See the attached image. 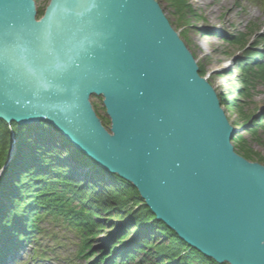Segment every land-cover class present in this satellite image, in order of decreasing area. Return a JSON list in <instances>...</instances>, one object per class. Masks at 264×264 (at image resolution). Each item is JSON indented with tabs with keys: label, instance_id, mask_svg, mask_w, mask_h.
Here are the masks:
<instances>
[{
	"label": "water",
	"instance_id": "1",
	"mask_svg": "<svg viewBox=\"0 0 264 264\" xmlns=\"http://www.w3.org/2000/svg\"><path fill=\"white\" fill-rule=\"evenodd\" d=\"M37 13L36 0H0V119L50 124L205 256L264 264V165L235 151L237 129L160 4L50 0Z\"/></svg>",
	"mask_w": 264,
	"mask_h": 264
},
{
	"label": "trees",
	"instance_id": "2",
	"mask_svg": "<svg viewBox=\"0 0 264 264\" xmlns=\"http://www.w3.org/2000/svg\"><path fill=\"white\" fill-rule=\"evenodd\" d=\"M170 1L179 13L192 8L189 0ZM44 9H37L38 18ZM231 39L246 48V60L240 64L243 90L254 81L264 82V62L254 61L263 51H250L244 35ZM199 73L205 76L203 66L199 65ZM220 101L228 107L232 104ZM100 119L104 126L109 124L108 119ZM15 146L17 155L6 166ZM234 147L247 159L254 153L243 143ZM4 168L0 175V264L6 262L11 251H18L25 239L41 233L39 223L49 216L63 217L75 228L81 241L78 253L88 259V264H152L154 260L156 264H221L189 246L159 221L129 181L78 153L46 122L28 126L0 119V173ZM86 169L95 172L82 174ZM104 214H111L106 218L109 222L115 215L129 221L113 223L115 234L107 243L96 246V241L101 243L100 234L108 228L102 220ZM132 227L136 234L129 238Z\"/></svg>",
	"mask_w": 264,
	"mask_h": 264
},
{
	"label": "rangeland",
	"instance_id": "3",
	"mask_svg": "<svg viewBox=\"0 0 264 264\" xmlns=\"http://www.w3.org/2000/svg\"><path fill=\"white\" fill-rule=\"evenodd\" d=\"M156 1L195 60H199L197 64L205 68L202 77L212 75L209 83L219 84L218 97L231 101L230 107L223 103L222 108L229 123L238 131L233 146L241 147L243 143L254 152L248 159L243 157L264 165V82L254 81L250 88L243 90L244 74L240 64L246 60V48L231 39L244 35L246 45L252 47L250 51H263L254 61L264 62V48H260L264 45V0H189L192 8L185 13L177 12L170 0ZM48 3L49 0H36L37 9H44ZM256 44H259L258 49ZM90 101L99 118L109 120L103 98L92 96ZM105 127L109 129L110 121ZM104 215L102 220L107 222L108 228L102 231L98 238L101 243L96 241V246L107 243L115 234L113 223L120 225L129 221L127 217L121 219L115 215L109 222L111 214ZM62 218L49 216L41 221L42 232L25 239L16 251L17 260L8 264H88V259L78 253L80 235ZM130 233L129 238L136 234V228L132 227ZM34 254H38L36 258Z\"/></svg>",
	"mask_w": 264,
	"mask_h": 264
},
{
	"label": "bare ground",
	"instance_id": "4",
	"mask_svg": "<svg viewBox=\"0 0 264 264\" xmlns=\"http://www.w3.org/2000/svg\"><path fill=\"white\" fill-rule=\"evenodd\" d=\"M196 62L198 63L199 60L197 59ZM211 76H212V75H208L207 77H205V79H206L207 82H209ZM212 87H213V89L215 90V92L217 93V88L219 87V84H218V83H216V84H212ZM217 94H218V93H217ZM36 124H37V123H36ZM32 125H35V124H32ZM28 126H30V125H28ZM17 151H18V150H16V152L14 153V155H13V159H15V157H16V155H17ZM81 153H82V152H81ZM4 170H5V168L3 169V171H4ZM88 172H90V174H93V172H91V171H88ZM88 172H87V174H88ZM82 174H86V172H85V173L82 172Z\"/></svg>",
	"mask_w": 264,
	"mask_h": 264
}]
</instances>
